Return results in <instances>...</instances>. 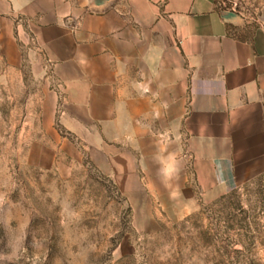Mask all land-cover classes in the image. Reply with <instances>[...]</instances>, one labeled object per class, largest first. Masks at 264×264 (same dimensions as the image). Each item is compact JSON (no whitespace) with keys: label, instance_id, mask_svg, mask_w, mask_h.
Returning a JSON list of instances; mask_svg holds the SVG:
<instances>
[{"label":"crops","instance_id":"1","mask_svg":"<svg viewBox=\"0 0 264 264\" xmlns=\"http://www.w3.org/2000/svg\"><path fill=\"white\" fill-rule=\"evenodd\" d=\"M241 26L217 0H0L9 61L20 42L51 71L50 125L135 192L191 204L264 172V18Z\"/></svg>","mask_w":264,"mask_h":264},{"label":"rangeland","instance_id":"2","mask_svg":"<svg viewBox=\"0 0 264 264\" xmlns=\"http://www.w3.org/2000/svg\"><path fill=\"white\" fill-rule=\"evenodd\" d=\"M217 3L242 35L264 18ZM19 44L13 64L0 40V264H264V172L213 201L135 192L50 125L51 71Z\"/></svg>","mask_w":264,"mask_h":264}]
</instances>
